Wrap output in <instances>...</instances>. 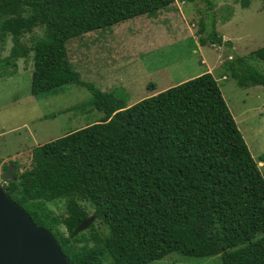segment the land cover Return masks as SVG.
Returning a JSON list of instances; mask_svg holds the SVG:
<instances>
[{"label":"trees","instance_id":"16d2710c","mask_svg":"<svg viewBox=\"0 0 264 264\" xmlns=\"http://www.w3.org/2000/svg\"><path fill=\"white\" fill-rule=\"evenodd\" d=\"M202 1L212 6L211 0ZM173 2L0 0V45L8 37L12 41L0 65L15 67L32 53L31 94L75 84L88 91L86 103L103 112L98 120L34 147L31 166L23 172L11 161L14 180L3 184L11 200L53 234L71 264H140L171 253L220 254L221 264H264V178L217 78L204 71L127 105L123 97L83 79L67 59L69 39L153 15ZM240 4L248 5L247 0ZM37 26L43 34L31 45L21 42ZM203 26L201 45L206 39L228 43L214 28L202 35ZM254 58L264 61V48ZM248 60L228 58L224 78L242 88H264V71ZM62 198L66 216L52 215L45 202ZM80 200L92 205L94 221L72 236L90 216ZM96 221L107 227L106 234L95 229Z\"/></svg>","mask_w":264,"mask_h":264},{"label":"rangeland","instance_id":"374dc122","mask_svg":"<svg viewBox=\"0 0 264 264\" xmlns=\"http://www.w3.org/2000/svg\"><path fill=\"white\" fill-rule=\"evenodd\" d=\"M240 1L211 0V6L202 0H174L153 15L129 18L69 39L67 59L83 79L123 97L127 105L210 69L207 71L217 78L264 178V88L239 87L231 78L224 79L223 73L230 57H248L251 65L264 71V61L254 58V53L264 48V2L247 0L248 5L243 7ZM202 23V35L207 37L214 28L217 36L228 43L211 45L206 39L207 43L201 45ZM42 34L43 27L37 26L20 40L31 45ZM11 47L8 37L0 45V59L9 54ZM32 56L30 53L18 59L15 67L0 65V172L11 161L17 163L18 173L23 172L31 166L34 147L103 115L86 103L89 93L83 86L64 85L42 95L31 94ZM3 69L13 73L3 76ZM83 103L86 105L82 109ZM71 106L78 109L69 111ZM50 114L56 115L45 118ZM79 204L93 216L92 205L84 200ZM45 206L52 215L67 214L64 198L45 202ZM94 226L100 234L108 232L99 221ZM59 229L67 234L64 224H59ZM140 264H221V257L220 254L191 257L171 253Z\"/></svg>","mask_w":264,"mask_h":264},{"label":"water","instance_id":"95a60500","mask_svg":"<svg viewBox=\"0 0 264 264\" xmlns=\"http://www.w3.org/2000/svg\"><path fill=\"white\" fill-rule=\"evenodd\" d=\"M15 165L0 172V264H71L53 234L34 222L31 216L11 200L3 183L14 180ZM94 216L83 220L73 235L86 230Z\"/></svg>","mask_w":264,"mask_h":264},{"label":"crops","instance_id":"0c3cea01","mask_svg":"<svg viewBox=\"0 0 264 264\" xmlns=\"http://www.w3.org/2000/svg\"><path fill=\"white\" fill-rule=\"evenodd\" d=\"M173 4V3H172ZM140 43V42H139ZM17 63V62H16ZM207 70H210V69H207ZM207 70H205V71H207ZM225 76V75H224ZM187 79V78H186ZM224 79H226V77L224 78ZM183 81V80H182ZM179 82H181V81H179ZM172 86V85H171ZM167 88V87H166ZM165 88V89H166ZM163 90V89H162ZM161 91V90H160ZM155 93V92H154Z\"/></svg>","mask_w":264,"mask_h":264},{"label":"clouds","instance_id":"9594fccd","mask_svg":"<svg viewBox=\"0 0 264 264\" xmlns=\"http://www.w3.org/2000/svg\"><path fill=\"white\" fill-rule=\"evenodd\" d=\"M142 15H145V14H142ZM138 16H140V15H138ZM136 17H137V16H136ZM211 45H214V44L212 43ZM260 161H261V160H260ZM4 183H6V182H4ZM4 183H3V184H4Z\"/></svg>","mask_w":264,"mask_h":264}]
</instances>
